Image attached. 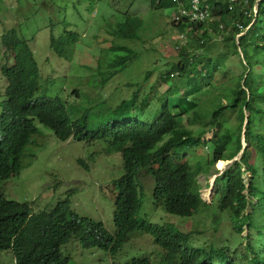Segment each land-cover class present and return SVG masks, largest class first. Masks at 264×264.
Listing matches in <instances>:
<instances>
[{
	"label": "trees",
	"instance_id": "16d2710c",
	"mask_svg": "<svg viewBox=\"0 0 264 264\" xmlns=\"http://www.w3.org/2000/svg\"><path fill=\"white\" fill-rule=\"evenodd\" d=\"M162 1L158 4L161 5ZM208 2L218 21L214 22V26L192 24L193 35L206 50L195 58L192 55V59L186 50L189 41L184 47L182 67L175 65L170 73L162 76L163 81H168L175 72H179L187 79L178 86L174 82V86L166 91L169 95L183 92V96L178 98L175 108L169 106L167 99L162 104L160 115H153L151 110L149 112L151 105L146 101L141 106L136 105L138 92L116 108L108 105L103 110L101 104L104 102L99 100L83 113L79 105L62 96H39L41 73L33 49L21 39L16 29L3 36L2 43L7 51L14 54V63L2 68L8 84L0 104V183L23 169L25 149L38 133L36 122L50 129L61 141L75 139L93 143L105 140L106 155L114 152L122 155L124 173L113 182L116 234H111L102 222L74 211L70 199L35 212L28 202L10 201L1 194L0 253L11 251L17 264H68L70 259L63 256L62 247L73 239L89 250L100 248L117 254L131 233L141 231L152 235L154 242L166 252L161 264H264V245L260 251L250 247L256 255L254 261L250 262L245 257L240 262L239 258L231 259L222 251L209 255L207 245L193 244L190 238L192 232L185 235L170 224L159 225L140 219L144 198L141 192L145 194L139 178L142 171L153 178L154 207H163L167 214L189 218L203 209L212 215L231 209L233 218L237 219V211L245 203V197L240 194L243 189L240 165H243L250 173L248 196L255 202L251 207L252 215L248 217V228L264 232V0L257 13L258 0H235L232 10L228 9L230 0ZM170 4L177 6L174 1ZM142 23L140 18L127 16L124 23L118 24L114 34L136 39ZM172 24L180 30L186 28ZM220 24L224 25L222 29ZM239 26L242 29H238ZM247 27L250 28L245 34L236 38ZM214 35L221 43L217 58H212L208 51ZM80 39L78 33L69 32L68 26H65L60 36L52 32L50 46L62 59L71 60ZM251 49L255 52L251 53ZM113 50L133 54L126 47L117 46ZM131 60L121 58L110 64L109 73L101 72V85L106 86L120 71L117 69ZM227 60L239 63L238 72L231 67L230 71L227 70L226 66L231 65H226ZM218 75L230 96L228 99L225 93L217 92ZM155 89L158 88L153 86L152 90ZM204 90L205 98L199 100L196 94ZM75 93L81 97L79 89ZM212 94L219 95L215 104L209 100ZM222 98L228 101L225 107L218 105V100ZM224 103L220 101L222 106ZM92 106L100 108L94 117ZM245 110L248 112L245 132L248 145L241 161L235 162V168L231 167L218 180L221 186L217 191V205L213 207L216 197L212 205L204 201L203 184L200 181L198 184V177L207 173L206 164L212 167L217 161L215 165L238 154ZM230 111H233L231 116L228 115ZM186 115L191 126L195 124L198 128L185 125L183 118ZM234 120L237 122L235 130L229 126L230 122L235 125ZM202 129L201 133L197 132ZM208 133L214 134L211 140L206 138ZM206 140L209 141L205 155L199 158L191 155H197V146ZM92 159L96 160V157L93 155ZM79 163L90 170V164L85 160ZM217 240L211 237L212 244ZM131 264L150 262L138 259Z\"/></svg>",
	"mask_w": 264,
	"mask_h": 264
},
{
	"label": "rangeland",
	"instance_id": "374dc122",
	"mask_svg": "<svg viewBox=\"0 0 264 264\" xmlns=\"http://www.w3.org/2000/svg\"><path fill=\"white\" fill-rule=\"evenodd\" d=\"M159 1L0 0V104L4 100L8 84L2 68L6 64L12 65L14 60V54L6 50L2 40L8 31L16 29L21 39L29 43L34 51L41 73L39 96L47 95L52 98L62 96L72 104L79 105L82 113L99 100L104 102L101 104L103 110H106L108 105L116 108L122 101L131 99L137 92L136 105L141 106L144 101L148 102L151 105L148 111L151 110L153 115L155 113L160 115L163 112L161 107L167 99L169 106L175 108L183 92L177 91L178 95L171 93L169 95L166 91L174 86V82L178 86L187 77H181L179 72H175L168 81H163L162 76L170 73L175 65L182 67V55L185 49L184 47L177 49L181 45V33L185 32L189 38L190 45L186 50L192 59L195 55L203 53L206 48L202 49L203 43L193 35L192 24L184 30L172 24L176 14V6L170 4L173 0H163L161 5L158 4ZM127 16L137 17L143 21L136 39L114 34L118 24L124 23ZM214 21L218 19L214 18ZM211 25L214 26V23ZM65 26H68L69 32L78 33L81 36L71 60L62 59L60 55L52 51L50 46L52 32L55 36H60ZM216 39L214 35L210 42L212 47L209 46L211 49L208 50L212 58H217L220 52L221 43ZM117 46L129 48L133 54L114 51L113 48ZM252 52L255 50L251 49ZM121 58L132 60L121 69L118 68L117 70L120 71L117 75L106 86H102L101 72L109 73L110 64ZM240 61L243 64L241 59ZM225 63L226 65L231 63L230 66H226L227 70L230 71L231 67L234 72H238L239 63L229 60ZM216 81L217 92L225 93L228 99L230 96L219 75ZM153 86L158 89L152 90ZM78 89L81 97L75 93ZM205 94L206 90L196 96L199 100H203ZM217 96L219 95L212 94L209 97L212 104H215ZM221 100L226 104L222 106ZM227 102L222 98L218 100V105L225 107ZM92 108L94 117L99 113L100 108L93 106ZM232 113L233 111H230L228 115L231 116ZM187 118V115L183 118L185 125L198 128L195 124L191 126ZM234 122L235 125L230 122L229 126L235 130L237 122L235 120ZM246 123L243 127L245 131ZM35 125L38 133L34 136L33 143L27 145L26 155L23 158L24 169L20 174L2 182L0 192L8 200L28 202L35 212L50 209L58 202L70 199L74 211L81 216L102 222L111 234H116L113 182L124 173L120 152L106 155L105 140L93 143L75 139L61 141L50 129L38 123ZM219 130L220 128L216 132L218 133ZM202 131L203 129L197 132ZM212 135L209 136L211 137L209 140L212 139ZM207 141L197 146L198 154L194 155L196 158L205 155ZM93 155L96 160L92 159ZM240 159L237 157L238 161ZM80 160L88 162L91 169L87 170L79 163ZM206 166L207 173L198 177V183L200 181L203 184L204 199L210 201L215 194V187H212L215 178L209 182L206 181L211 173H214L209 164ZM230 166L223 163L215 165L214 168H218L221 174ZM232 168H235L234 163ZM247 177L248 175H245L246 179ZM139 178L145 191V194L141 192L144 198L140 219L159 225L170 224L184 234L192 232V240L198 244L206 241L211 243V236L214 235L211 228L214 227L219 235L216 246L229 247L230 253L236 252L240 259L245 257L254 259V255L245 252L249 242L257 250L258 242L264 244V236L257 233H251L250 237L248 236L249 231L243 228L247 224L246 220H239L237 225H241L242 228L239 235L236 234L235 220L230 210L212 215L203 209L198 215L189 218L167 214L163 207H154L153 178L146 171H142ZM246 202L251 204L249 198H246ZM250 207L247 206L243 214L251 213ZM62 254L70 259L68 264H131L138 259H148L150 264H161L166 252L154 242L152 235L137 231L131 234L117 254L100 250V248L89 250L81 246L76 239L62 247ZM0 264H15L14 254L11 251L0 253Z\"/></svg>",
	"mask_w": 264,
	"mask_h": 264
},
{
	"label": "clouds",
	"instance_id": "9594fccd",
	"mask_svg": "<svg viewBox=\"0 0 264 264\" xmlns=\"http://www.w3.org/2000/svg\"><path fill=\"white\" fill-rule=\"evenodd\" d=\"M189 39V38H188ZM14 63V62H13ZM7 65V64H6ZM13 65V64H12ZM10 66V65H9ZM248 117V116H247ZM37 123V122H36ZM215 126H216V124H215ZM220 128V127H219ZM213 138V137H212ZM247 139V138H246ZM209 141V140H208ZM208 141H207V143H208ZM205 143V142H204ZM248 143V139H247V142H246V144L244 145L243 144V146H242V149H241V151L240 152H238V154H234L233 155V157H235L234 158V160L232 161V163H235V162H240L241 161V159L238 161L237 160V157H240V158H242L243 157V155H244V150H245V148H246V146L248 145L247 144ZM245 146V147H244ZM27 148V147H26ZM26 150V149H25ZM25 155H26V151L24 152V157H25ZM192 155H195V154H192ZM23 157V158H24ZM22 162H23V160H22ZM217 162H219V161H217ZM216 162V163H217ZM215 163V164H216ZM231 163V164H232ZM215 164L212 166V168H214V166H215ZM24 165V164H23ZM25 167V166H24ZM24 167H23V169H24ZM212 168H210V169H212ZM22 169V170H23ZM90 169H91V165H90ZM22 170L18 173V174H20L21 172H22ZM241 182H242V185H243V189H241V191H240V194L242 195V196H244L245 197V203H244V207L242 208V209H238V211H237V219H234L235 221H234V231H235V233L237 234V232H236V230L237 229H239V231H238V235H239V233H240V230H241V225L240 226H238L237 224L239 223V220H246V222H247V224L243 227V228H247V230L249 231V237H250V235H251V233H257V234H259V235H262V236H264V232H261V231H259V230H257V231H255L254 229H249L248 228V225H249V220H248V217H249V215H252V204H255V202L254 201H252L251 200V198L248 196V187H249V184H250V173L248 172V171H246V168L243 166V165H241ZM17 174V175H18ZM224 175H226V173H224V174H222V177H224ZM245 175H248V177H247V179L245 178ZM13 176H15V175H13ZM10 178H8V179H6V180H9ZM6 180H4V181H6ZM4 181H2V182H4ZM1 182V183H2ZM0 183V184H1ZM199 184V183H198ZM1 192H0V196H1ZM3 195V194H2ZM4 196V195H3ZM5 197V196H4ZM199 198H200V188H199ZM246 198H249L250 199V205H249V203H247L246 202ZM6 199V198H5ZM8 200V199H7ZM200 200H201V198H200ZM217 200H218V197H216V199L214 200V202H213V207H216V205H217ZM10 201H13V200H10ZM247 206H251L250 207V211H251V213H244L243 214V212L244 211H246L247 210ZM210 207V206H209ZM211 208V207H210ZM228 210H230L231 212H232V215H233V211L231 210V209H228ZM240 212V213H239ZM238 213H239V216H238ZM182 218V217H181ZM214 219V218H213ZM236 226H238V227H236ZM212 229H214V230H212ZM217 229H215L214 227H212L211 228V232L212 231H216ZM141 232V231H140ZM142 233V232H141ZM197 233H199V232H197ZM131 234H133V233H131ZM131 234L128 236V238H127V240L129 239V237L131 236ZM186 235V234H185ZM192 237H193V235L192 236H190V238H191V241L193 242V244H197L198 246H204V245H207V247H208V254L209 255H211L213 252H217V251H222L224 254H227V255H229V257L231 258V259H233V258H239V260H240V262H243V258L242 259H240V257H238V255L236 254V252H234V253H230L231 251H230V248L229 247H217L216 246V244H212V242L211 243H208L207 241L205 242V243H203V244H198V243H196V242H194L193 240H192ZM264 244L262 243V242H258V250L260 251L261 250V247L263 246ZM250 247H254L255 248V250L257 251V248L254 246V245H252L251 244V242H249L248 244H247V251H245L246 253H251L252 255H254V259H249L248 257V261H250V262H252V261H254L255 260V258H256V255L254 254V252H252V251H250L251 250V248ZM222 256H224V255H222ZM235 258V259H236ZM150 262V261H149ZM15 264H17V261H16V258H15ZM223 264H226V262H224Z\"/></svg>",
	"mask_w": 264,
	"mask_h": 264
},
{
	"label": "built area",
	"instance_id": "2783aa9c",
	"mask_svg": "<svg viewBox=\"0 0 264 264\" xmlns=\"http://www.w3.org/2000/svg\"><path fill=\"white\" fill-rule=\"evenodd\" d=\"M177 6H176V14L173 18V22L176 25L182 26H188L193 23L195 24H211L216 21H214V13L213 8L211 7L208 0H187V2H183L182 0H173ZM235 0H230L228 9L232 10L233 6L232 3ZM256 13L258 12L259 8H255ZM219 27L222 29L224 27L223 24H220ZM250 27H247L246 29H243L241 33L236 35V38L240 37L241 35H244L247 29ZM238 29H242L240 26ZM189 42V39L187 37V34L185 32L181 33V45L177 47V49H181L182 47H186Z\"/></svg>",
	"mask_w": 264,
	"mask_h": 264
},
{
	"label": "bare ground",
	"instance_id": "6f19581e",
	"mask_svg": "<svg viewBox=\"0 0 264 264\" xmlns=\"http://www.w3.org/2000/svg\"><path fill=\"white\" fill-rule=\"evenodd\" d=\"M244 122V121H243ZM245 124V123H244ZM244 124H243V127H244ZM243 130H244V128H243ZM245 130H244V134L242 135V137H241V149H242V146H243V142H247V139H246V134H245ZM212 133H208L207 134V139H210L211 137H209L210 135H211ZM214 136V134L212 135V137ZM205 138V136H204V139H206ZM241 149H240V151H241ZM239 151V152H240ZM234 158L235 157H233V158H231V159H229V160H227V161H222V162H220V163H218L217 165H221V164H223V163H226V164H230L231 166L227 169V170H225L223 173H221L220 174V170H218V168H214V173H213V175H211L210 177H209V179H206V181H210L212 178H215L214 180H213V182H212V187H215V194H213V197H212V199L210 200V201H206L205 199H204V197H203V199H204V201L205 202H207L209 205H212V202H213V199L215 198V197H217V191H218V187L219 186H221V185H218V180H220L221 179V177H222V174H224V173H226L228 170H230L231 169V167H232V161L234 160ZM203 186V185H202ZM202 193H203V191H202ZM212 232H214V235L213 236H211L212 238H219V235L217 236V233L215 232V231H212Z\"/></svg>",
	"mask_w": 264,
	"mask_h": 264
},
{
	"label": "water",
	"instance_id": "95a60500",
	"mask_svg": "<svg viewBox=\"0 0 264 264\" xmlns=\"http://www.w3.org/2000/svg\"><path fill=\"white\" fill-rule=\"evenodd\" d=\"M261 1L262 0H259V2H258V8L260 7V4H261ZM239 50V52H240V54H241V51H240V49H238ZM243 84V83H242ZM245 90H246V88H245ZM249 93V92H248ZM244 123H246L247 122V116H248V112L245 110L244 111Z\"/></svg>",
	"mask_w": 264,
	"mask_h": 264
},
{
	"label": "crops",
	"instance_id": "0c3cea01",
	"mask_svg": "<svg viewBox=\"0 0 264 264\" xmlns=\"http://www.w3.org/2000/svg\"><path fill=\"white\" fill-rule=\"evenodd\" d=\"M243 124H244V122H243ZM243 124H242V128H241V132H240V134H239V141L241 140V137H242V135L244 134Z\"/></svg>",
	"mask_w": 264,
	"mask_h": 264
}]
</instances>
